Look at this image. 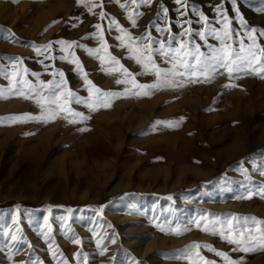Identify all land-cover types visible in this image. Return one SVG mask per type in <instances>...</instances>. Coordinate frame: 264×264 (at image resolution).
Segmentation results:
<instances>
[{"label":"rangeland","instance_id":"obj_1","mask_svg":"<svg viewBox=\"0 0 264 264\" xmlns=\"http://www.w3.org/2000/svg\"><path fill=\"white\" fill-rule=\"evenodd\" d=\"M85 2L0 0V87L7 88L5 74L13 70L11 60L19 58L22 63L15 70L28 68L24 78L31 83L58 80L51 73L63 71L68 89L87 99L82 73L71 57L60 59L68 53L61 52L55 41L65 39L76 42L68 51L97 87L122 94L113 97L108 107L93 111L71 103L69 107L88 117L76 123H69L67 114L47 122L9 121L8 116L38 117L42 110L32 98L7 91L6 98H0V264H62L65 260L68 264H189L184 250L193 244L208 246L199 252L210 264L225 261L209 249L232 260L242 259L243 264H264V250L240 252L219 232L211 231L212 221L219 217L216 227L222 224L227 234V220L233 216L237 233L244 227L264 228L252 222L253 218L264 221L260 194L264 189V75L241 73L229 79L221 70L208 82L160 87L145 96L146 90H137L131 83H117L124 76L110 63L101 64L95 53L99 42L92 38L97 32L94 25L100 23L109 53L137 83H155L154 75L140 74L141 65L116 39L122 33L114 25L109 32V22L115 20L133 38L147 32L156 37L157 23L171 26L173 34L188 27L196 32L203 29L200 11L212 26L220 27L215 24V7L222 4L232 28L239 32L235 39L247 44L231 0H182L187 9L175 0H151L147 5L91 0V10ZM262 3L237 0L245 25L256 29L260 46H264V36L259 35L264 31ZM164 7L169 9L167 19ZM133 14L136 26L128 19ZM161 35L167 40V34ZM193 39L203 44L198 36ZM208 42L218 45L211 37ZM49 44L52 49L44 51ZM234 47L238 50L239 44ZM155 59L161 68L172 67L159 56ZM249 191L251 198H244Z\"/></svg>","mask_w":264,"mask_h":264},{"label":"snow or ice","instance_id":"obj_2","mask_svg":"<svg viewBox=\"0 0 264 264\" xmlns=\"http://www.w3.org/2000/svg\"><path fill=\"white\" fill-rule=\"evenodd\" d=\"M79 3L80 0H77ZM133 4H150L151 0H132ZM175 3L183 9H187V4L182 3V0H175ZM232 8L235 15L240 17V24L244 26V34L247 37V44L241 39L237 42L235 39L239 35V32L232 28V22L228 16L224 6L218 4L215 7V24L220 25V27L212 26L209 23V18L205 15L203 11L199 12L198 22L202 23L203 29L193 32L191 27L184 29L176 34L171 31V26L162 27L157 23L155 27V32L157 36L154 37L151 32H147L144 35L133 38L129 32L121 27L115 20L109 22L108 31L112 30V26L116 27V30L122 33L121 36H117L116 39L119 41L120 45H125L127 51L130 54V58L135 59L136 63L141 65L142 72L141 75L152 74L155 76V83H137L133 74L128 71L120 63V60L115 56H112L108 51V45L105 41V36L101 30L102 26L100 23L94 25L97 30L93 34L95 40L99 42V47L95 49L97 58L100 60L101 64L105 62L110 63L115 70H118L124 76V80H117V83H131L133 87L137 90H146L143 95H149V91L152 89H157L160 87L168 88H179L186 84L208 82L215 75L221 74V70L227 73L229 79L238 78L241 73H259L264 75V46H260L256 39V29L254 27H249L245 25L244 19L240 14L239 7L237 6V0H231ZM94 5L91 0H86L85 7L89 10L92 9ZM122 8L125 5H121ZM161 10L157 11V16ZM193 14L196 13L195 6L192 7ZM259 11L264 12V3H262ZM164 18H168L169 9L164 7L162 9ZM106 13L103 11L100 13V18L103 20ZM181 15H184L181 12ZM132 26H136L137 17L135 14L128 17ZM191 25V20L187 21ZM75 26V25H73ZM181 27H183L181 25ZM161 34H167V40L162 38ZM260 36H264V31L259 33ZM194 36H198L199 40L203 42L197 43L193 39ZM208 37L216 40L218 45H213L208 42ZM56 44L60 45L61 52H67V56H61V60L68 59L71 57V62L75 64L76 70L81 72L83 75V82L85 88L88 92V98H82L76 92L68 89V85L65 79V73L63 71L52 72L53 77L58 76V80H50L47 83L40 81L33 84L24 77L29 74L28 68H23L22 72L16 71L17 66L22 63L19 58L11 60V71L5 74V79L8 80L7 88L0 87V98H6L5 92L9 94H14L25 99H35L36 103L40 106L42 110V115L38 117L28 116H8L5 119L14 122H23L25 120L36 119L44 120L45 122L49 120H54L59 114H67L65 118L69 119V123L84 122L88 117L85 116L83 112L74 111L69 105L75 102L78 105L85 106L89 111L95 110L97 107H108L110 105L111 99L122 95L115 91H102L97 87L87 76V73L81 66V62L75 57L69 49L74 48L76 45L75 41H68L65 39H58L55 41ZM239 44L238 50L234 47L235 44ZM83 48L84 45H78ZM34 49L39 53L42 49ZM52 44L45 46L44 51H50L52 49ZM206 48L207 52L201 49ZM89 54H92L93 49L88 48ZM156 56L160 59L170 62L171 68H161L157 66ZM48 58V57H46ZM55 59L54 57H51ZM116 66H119L118 68ZM32 76H37L38 74L33 72ZM19 77V79H17ZM235 86V85H228ZM47 92L45 95L44 92ZM127 91V89H125ZM70 117V118H69ZM159 123V122H158ZM168 126H171L172 122H166ZM87 129L81 128L80 131H85ZM264 175V172L261 173ZM262 197H264V189L260 191ZM253 195L252 191L247 193L244 198H251ZM171 199V197H169ZM70 211V210H69ZM47 220V217H45ZM201 217V220H204ZM248 218H245L247 221ZM237 220L236 217H231L227 220V234H225L223 225L219 228L216 227L220 224V218L217 217L212 221L213 233L219 232V235L225 239L229 244L235 245V250L243 253H248L250 251L256 250L257 247L260 250H264V228L257 227L255 229L251 227H244L236 232L233 228V221ZM253 224L262 225L264 221H258L253 218ZM199 221H197V226H199ZM163 230V229H161ZM173 231H179V229H173ZM234 233H236L234 235ZM13 241L16 240V236L11 237ZM73 243L80 244L79 239H73ZM99 246V240L97 241ZM51 244H49V250L51 251ZM208 248L207 245L193 244L184 250V257L189 260V264H210L209 261L201 257L199 249ZM219 257H223L225 264H243L242 259L232 260L224 252H216L215 249H209ZM19 251V249H17ZM53 259L56 258V254L52 253ZM195 256L196 259L193 260L192 257ZM10 258V256H9ZM177 256V259H180ZM28 264H42L41 261H29ZM62 264H68V262L62 261ZM86 264V261H85Z\"/></svg>","mask_w":264,"mask_h":264},{"label":"bare ground","instance_id":"obj_3","mask_svg":"<svg viewBox=\"0 0 264 264\" xmlns=\"http://www.w3.org/2000/svg\"><path fill=\"white\" fill-rule=\"evenodd\" d=\"M232 143H233V142H232ZM233 144H234V143H233ZM233 144H232V145H233ZM235 144H236V143H235ZM236 146H237V145H236ZM230 148H231V147H230ZM237 148H238V147H237ZM231 149H232V148H231ZM235 150H236V149H235Z\"/></svg>","mask_w":264,"mask_h":264}]
</instances>
